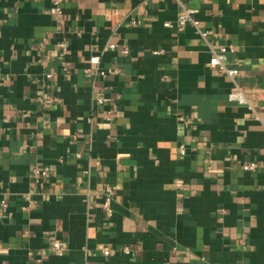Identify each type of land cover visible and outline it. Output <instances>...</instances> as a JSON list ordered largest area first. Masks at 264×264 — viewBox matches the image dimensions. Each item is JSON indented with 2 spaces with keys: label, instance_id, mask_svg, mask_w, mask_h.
<instances>
[{
  "label": "crops",
  "instance_id": "crops-1",
  "mask_svg": "<svg viewBox=\"0 0 264 264\" xmlns=\"http://www.w3.org/2000/svg\"><path fill=\"white\" fill-rule=\"evenodd\" d=\"M181 1L0 0V264H264V0Z\"/></svg>",
  "mask_w": 264,
  "mask_h": 264
},
{
  "label": "built area",
  "instance_id": "built-area-1",
  "mask_svg": "<svg viewBox=\"0 0 264 264\" xmlns=\"http://www.w3.org/2000/svg\"><path fill=\"white\" fill-rule=\"evenodd\" d=\"M63 2L64 0H51V8H50V12L53 16H55L56 18H59L62 13H63ZM177 2L180 4L181 6V10L180 13L178 15L177 18V22H176V28L181 30L183 27H185L187 24H190L191 26H193L197 32L204 38V40L207 38L209 32H203L199 29V22L198 20L194 17V12L192 10H190L189 8H187L186 6L183 5V2L181 0H177ZM164 26L166 27H171L172 24L169 22L164 23ZM65 44L63 45V48H65ZM109 47L114 48L115 45L114 44H109ZM209 47V51H210V59H209V65L212 67H219L221 70H223L227 76L232 80L233 84H234V91H232L229 94V99L232 101H235L238 104H242L247 106V108L251 111H253L254 108V98L255 96L249 92L246 88L242 87L238 81H237V77L239 76V71L237 68L235 67H226L224 65V60L226 58V52H227V48L224 46H219L218 48L213 47L211 44H208ZM124 53L128 52L127 48H124L123 50ZM99 61V57L98 56H94L93 58L90 59V63L91 64H97ZM97 70V69H95ZM99 74L101 76H104L106 74L105 70H101L99 72ZM179 151L181 154L185 153V148L183 145L180 146ZM256 163L255 162H250V163H246L242 165V169L244 171H248V172H253L256 170ZM106 192L107 195L110 196L112 194V191L109 187H106ZM109 201L110 199L107 198L105 200L104 203V207L108 213V215L110 216L112 214L110 205H109ZM6 206L5 202H2L0 204V207L4 208ZM52 249L54 252L56 253H60L62 250V246L61 243L57 240H55L52 243ZM126 250V249H125ZM102 253L107 256L110 254V248H104L102 250Z\"/></svg>",
  "mask_w": 264,
  "mask_h": 264
}]
</instances>
